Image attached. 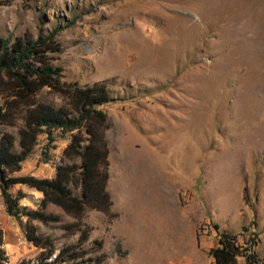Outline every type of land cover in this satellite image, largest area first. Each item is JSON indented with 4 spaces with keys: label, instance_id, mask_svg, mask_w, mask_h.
I'll list each match as a JSON object with an SVG mask.
<instances>
[{
    "label": "rangeland",
    "instance_id": "rangeland-1",
    "mask_svg": "<svg viewBox=\"0 0 264 264\" xmlns=\"http://www.w3.org/2000/svg\"><path fill=\"white\" fill-rule=\"evenodd\" d=\"M53 28H61L54 64L62 80L106 81L113 96L100 109L110 126L107 189L117 216L88 210L77 221L49 204L46 213L61 221H33L38 233L60 248L76 244L88 229L82 248L101 264H212L207 252L216 246V225L240 242L255 233L264 264V0H12L0 6L1 39L35 38ZM47 90L42 94L59 103ZM21 124H0V132L13 135L15 152ZM53 135L48 147L40 135L12 176L52 178L70 139L61 131ZM10 193L26 210H36L43 197L24 185ZM25 224L26 217L7 214L0 198L5 264L37 256ZM66 224L80 231L70 234Z\"/></svg>",
    "mask_w": 264,
    "mask_h": 264
},
{
    "label": "trees",
    "instance_id": "trees-1",
    "mask_svg": "<svg viewBox=\"0 0 264 264\" xmlns=\"http://www.w3.org/2000/svg\"><path fill=\"white\" fill-rule=\"evenodd\" d=\"M12 0H0V6ZM61 28H53L47 34L40 31L35 38L29 34L13 39L0 38V124L15 126L17 120L19 151H14L15 139L7 132H0V198L7 214L13 218L26 217L25 239L39 252L33 259L19 264H101L102 259L87 257L82 244L88 238V229L63 225L70 234L80 231L76 244H64L57 248L47 235L38 233L32 223L44 225L60 222L58 215L46 213L49 204L61 208L77 221L88 210L102 212L106 217L117 216L112 211V200L107 189L109 180V145L107 131L110 126L106 113L100 106L113 102L106 81L80 86L76 82L62 80V70L54 64L61 53L56 37ZM55 93L60 102L47 99L42 94ZM61 131L70 135L62 151L61 164L52 178L12 176L21 170L23 161L31 154L37 139L45 135L47 147L55 141L53 133ZM43 152V162L49 159ZM24 185L43 194L36 210L19 206L20 196L10 193L12 187ZM78 188L80 195L72 192ZM216 246L208 250L212 264H259L255 233L240 242L238 235L220 232L214 226ZM87 257V258H86ZM0 229V264L6 263Z\"/></svg>",
    "mask_w": 264,
    "mask_h": 264
},
{
    "label": "bare ground",
    "instance_id": "bare-ground-1",
    "mask_svg": "<svg viewBox=\"0 0 264 264\" xmlns=\"http://www.w3.org/2000/svg\"><path fill=\"white\" fill-rule=\"evenodd\" d=\"M126 158H127V157H126ZM138 160H139V159H138ZM136 161H137V159H136ZM132 162H133V161H132ZM137 162H138V161H137ZM137 164H138V163H137ZM146 167H147V166H146ZM136 170H137V168H136ZM144 172H145V171H144ZM144 172H143V173H144ZM144 174H145V173H144Z\"/></svg>",
    "mask_w": 264,
    "mask_h": 264
}]
</instances>
